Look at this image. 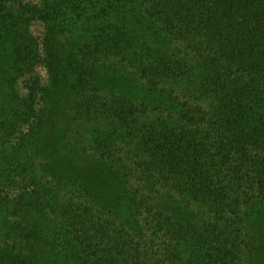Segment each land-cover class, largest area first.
<instances>
[{
	"label": "trees",
	"instance_id": "1",
	"mask_svg": "<svg viewBox=\"0 0 264 264\" xmlns=\"http://www.w3.org/2000/svg\"><path fill=\"white\" fill-rule=\"evenodd\" d=\"M133 4L135 23L121 15ZM142 19L160 33L156 47ZM35 21L59 45L51 34L40 41ZM66 46L71 63L88 73L114 68L160 103L76 88L57 106L39 67ZM55 72L67 85L65 69ZM3 88L15 109L0 121V264H42L41 224L65 264H264L251 223L264 206V0H0ZM187 89L212 95L214 109L194 104ZM128 129L138 142L125 140ZM56 137L120 171L128 220L42 170L40 147ZM120 143L145 159L127 163ZM167 196L210 215L202 225L176 221L162 207Z\"/></svg>",
	"mask_w": 264,
	"mask_h": 264
},
{
	"label": "rangeland",
	"instance_id": "2",
	"mask_svg": "<svg viewBox=\"0 0 264 264\" xmlns=\"http://www.w3.org/2000/svg\"><path fill=\"white\" fill-rule=\"evenodd\" d=\"M26 1L39 2V0ZM131 7L134 11H132L130 15L125 12L121 15L125 19H130L134 22L140 15L137 13L138 10L134 4ZM142 21L144 25L141 26V29H143L148 38V40L145 41L146 44L156 47L161 37L160 33L149 20L142 19ZM32 31L40 41H46L48 34L52 35L54 42H57L59 39L53 31L49 32V29L42 21H35L32 26ZM55 45H59V42L55 43ZM69 50L70 46H66L63 54L59 57H55V61L43 62L39 67V71L44 80L45 89H47L48 92L50 91L49 95H52L50 100H57V102L59 100L57 106L59 105L61 108L68 106L69 101L66 97H70V94L76 88L80 91L94 88H111L126 93L134 99L145 101L151 107H156L160 103V98L153 91L132 81L127 75L118 72L114 68L92 66L89 67L88 73L86 71L87 67H82L80 64H73L70 62L67 56ZM56 66L60 67V69L64 68L67 72V75L64 77L65 80L67 79V85L57 77L55 72ZM185 87V85H175L178 91H183ZM17 90L21 96L26 94L23 79L17 84ZM193 92L194 90L187 89V97H192V102L194 104L200 106L207 113H210L215 106L214 97L200 92ZM10 95L11 91L9 89H0V121L7 119L14 112L15 108L13 109L14 104ZM62 97L65 99H61ZM60 100L62 103H60ZM64 100L65 103L63 102ZM67 122V120L62 122L61 129L67 128ZM25 129L27 128H24V130ZM74 129H76L75 126ZM128 130L129 133L125 135V140H135L138 142V138H134V131L131 129ZM83 136L89 139V134L86 133V135H84L83 132ZM76 137L78 139L80 135ZM93 137L94 136L89 139L91 144H95L96 142ZM134 145L135 144L128 146L124 143H120L123 149L118 152L125 156V160L129 164L135 163V161H138L140 158L145 159L144 153L140 152L139 148H134ZM129 150L130 153H128ZM39 151V160L44 167L42 170L46 174L52 175L54 178L63 181L64 184L71 185L72 188L86 190L91 193V195L102 197L105 204L104 206L107 210L110 209L109 211H114L111 212L120 220L126 221L130 218V210L127 204L129 195L123 187L119 170H113L109 167V164L85 156L79 149L68 145L61 137H56L55 141L48 143L46 147L41 146ZM134 151H138L141 154L139 158L135 156ZM165 198H167V200L164 201L162 207L172 215L173 219L176 221L202 225L210 215L209 208L199 203L195 202L190 207L180 206L174 204L168 196ZM255 211L256 212L252 213L251 223L257 246L252 240L251 241L254 248L257 247L256 250L260 252V259H262L264 263V206L256 207ZM38 228L39 231L41 230L42 232L43 239V245L40 248L42 264H65L59 253L58 244L52 234H50L48 226L41 224ZM255 254L259 257L258 253L255 252Z\"/></svg>",
	"mask_w": 264,
	"mask_h": 264
}]
</instances>
